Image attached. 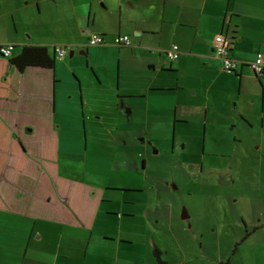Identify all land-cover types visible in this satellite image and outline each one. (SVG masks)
I'll return each instance as SVG.
<instances>
[{"label": "crops", "instance_id": "obj_1", "mask_svg": "<svg viewBox=\"0 0 264 264\" xmlns=\"http://www.w3.org/2000/svg\"><path fill=\"white\" fill-rule=\"evenodd\" d=\"M32 1L40 7L46 0ZM67 2L53 3L54 14L48 13L62 24L66 39L31 44H51L50 56L63 46L65 57L52 69H25L16 101L0 102V121L25 150L19 168L22 148L8 153L0 170V264H79L82 252V264H87L89 248L102 249L93 238V225L107 191L86 179L87 165L77 157L90 149L108 166L117 157L108 151V142L131 136L137 140L131 145L146 152L155 146L152 131L190 124L204 135V150L236 155L240 165L241 159L250 160L252 175L238 192L211 201L201 197V223H211L215 238L197 248L190 240L179 243L171 250L175 259L166 260L264 264V76L256 78L248 65L257 52L264 53V0ZM94 33L105 43L90 46L88 37ZM220 33L231 37L229 56L242 64L234 73L225 72L214 54L213 40ZM123 34L129 35L130 45L116 46L114 38ZM21 38L17 29L0 31V44L15 49L30 44ZM173 44L180 55L171 61L166 52ZM144 152L137 153L143 158L141 170L132 161L111 180L131 189L113 191L142 184L149 168ZM108 201L122 207V219L129 217L123 198ZM110 229L105 226L102 234ZM96 260L102 259L90 264Z\"/></svg>", "mask_w": 264, "mask_h": 264}, {"label": "rangeland", "instance_id": "obj_2", "mask_svg": "<svg viewBox=\"0 0 264 264\" xmlns=\"http://www.w3.org/2000/svg\"><path fill=\"white\" fill-rule=\"evenodd\" d=\"M15 2H21L19 7H16L18 5ZM53 5V2L47 0L40 7L33 5L32 0H0V31L10 34L17 29L18 36L22 37L24 43L30 44L39 39L49 43H53L54 39H66L62 24L53 20L56 19L54 15L48 14H54L51 12ZM51 20L54 23H49ZM29 36L32 37V42ZM47 48L51 53V44ZM17 49L14 54L18 52ZM134 125L137 127V124ZM258 128L256 125L255 129ZM151 133L156 137L153 144L155 146L148 147L146 152L141 145H136L135 148L131 145L133 141H137L131 136H124L118 143L108 142V151L117 156L112 158L108 166L106 159L103 160L101 155L92 153L90 149L86 155L80 154L77 157L78 163L87 165L88 170L83 171L86 179L103 185L107 191L93 225V238L102 249L90 247L87 264L100 257L101 262L96 260L94 264H141L136 263L139 261H144L142 264H147L148 261L154 264L151 257L153 246L169 249L168 255L163 251L164 259L169 260L174 258L171 250L179 243L189 244L186 240H190V244L195 247L200 243L207 244L215 236L211 232V223H201V197L205 196L211 201L221 195H231L233 190L238 192L240 185L252 175L250 171L253 168H248L250 160L241 159L240 165L236 164V155H218L210 153L207 148L204 150V135L202 136L200 130L192 129L191 124L158 132L154 130ZM163 133L165 138H162ZM150 142L152 145V141ZM139 152H144L149 165L146 173L142 175V184L132 191H113L131 189L130 185L121 186L111 180L119 175V168H130L132 161L141 170L143 158L137 156ZM63 155L62 160L67 157ZM92 171L100 174L94 175L90 173ZM112 183H117L115 185L118 186H113ZM241 188V192H244V187ZM116 196L124 199V214L129 217L122 219V207L108 201V198ZM183 211L188 213L186 220L181 217ZM108 213L119 215L112 217ZM107 225L111 226L110 231L102 234ZM229 226L230 222L227 227ZM222 243L226 248L230 247L227 240ZM82 258H85L83 252L80 253L79 264H82Z\"/></svg>", "mask_w": 264, "mask_h": 264}, {"label": "trees", "instance_id": "obj_3", "mask_svg": "<svg viewBox=\"0 0 264 264\" xmlns=\"http://www.w3.org/2000/svg\"><path fill=\"white\" fill-rule=\"evenodd\" d=\"M13 48L16 47L13 46ZM17 48L18 53L9 58L0 53V100L10 103L16 101L18 97L19 82L25 69L29 67L52 69L56 63L55 54L50 56L47 48L43 45L25 44ZM18 148H22L19 168L24 161L25 150L21 142L12 137L8 128L0 121V170L8 153L13 154ZM152 257L156 264H171L164 259L163 251L157 246H153ZM221 264H230V259Z\"/></svg>", "mask_w": 264, "mask_h": 264}, {"label": "built area", "instance_id": "obj_4", "mask_svg": "<svg viewBox=\"0 0 264 264\" xmlns=\"http://www.w3.org/2000/svg\"><path fill=\"white\" fill-rule=\"evenodd\" d=\"M105 43V39L102 35L99 34H91L88 37V44L90 46L102 45ZM113 43L116 46H129L130 38L129 35H117ZM232 39L228 34L220 33L215 36L213 40V50L215 56L221 60L222 69L225 72H236V70L242 65L241 62L231 58L229 56V51L231 48ZM14 48L13 45L9 44H1L0 45V53L3 56L9 58L12 55ZM67 50L63 46H58L55 48V57L56 59H62L65 57ZM167 57L169 60L174 61L179 58L180 52L178 46L176 44L171 45V47L167 50ZM250 68L253 70L255 74L260 77L264 76V53L257 52L252 62L248 63Z\"/></svg>", "mask_w": 264, "mask_h": 264}, {"label": "flooded vegetation", "instance_id": "obj_5", "mask_svg": "<svg viewBox=\"0 0 264 264\" xmlns=\"http://www.w3.org/2000/svg\"><path fill=\"white\" fill-rule=\"evenodd\" d=\"M51 1H53V3L54 4H57V5H59V4H66V3H68L67 1L68 0H51ZM57 7H63V6H57ZM85 31V30H84ZM86 35V34H85ZM81 36H82V34H81ZM251 69V68H250ZM251 71H252V74L256 77V78H261L260 76H258L257 74H255L254 72H253V70L251 69Z\"/></svg>", "mask_w": 264, "mask_h": 264}, {"label": "water", "instance_id": "obj_6", "mask_svg": "<svg viewBox=\"0 0 264 264\" xmlns=\"http://www.w3.org/2000/svg\"><path fill=\"white\" fill-rule=\"evenodd\" d=\"M227 73H234V72H227ZM181 217H182V219L186 220V219H188L189 216H188V213L186 211H183Z\"/></svg>", "mask_w": 264, "mask_h": 264}]
</instances>
